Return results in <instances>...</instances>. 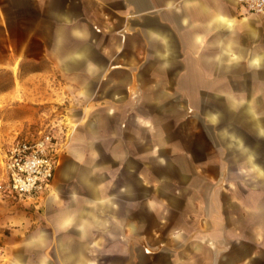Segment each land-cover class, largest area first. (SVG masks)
Segmentation results:
<instances>
[{"label":"crops","instance_id":"1","mask_svg":"<svg viewBox=\"0 0 264 264\" xmlns=\"http://www.w3.org/2000/svg\"><path fill=\"white\" fill-rule=\"evenodd\" d=\"M25 96L80 104L86 134L60 168L59 159L46 196L5 193L43 204L44 227H12L21 234L17 242L0 227V239L10 241L0 264H264V247L256 251L252 243L264 246V15L247 14L239 0H0V99ZM133 97L134 113L130 105L128 120L121 119ZM186 110L206 117L225 158L237 160L220 176L233 173L236 184L250 176L249 187L261 191L244 202L255 234L250 242L242 220L219 215L216 183L190 178L184 157L163 148L161 114ZM132 124L163 160L152 174L160 199L148 197L151 185L132 165L124 138ZM253 159L257 165L245 163ZM195 196L203 231L185 221ZM144 202L163 207L161 222L171 219L168 208H185L183 226L171 235H132V206Z\"/></svg>","mask_w":264,"mask_h":264},{"label":"rangeland","instance_id":"2","mask_svg":"<svg viewBox=\"0 0 264 264\" xmlns=\"http://www.w3.org/2000/svg\"><path fill=\"white\" fill-rule=\"evenodd\" d=\"M152 81L150 79L148 82ZM54 98H56V95ZM46 99L47 97H39V100H42L40 102H33L32 96L20 97L18 100H12L11 97L10 99H0V179L3 171L1 155L17 139L37 138L46 133L52 135L61 148L58 154V158H61L58 168L62 167L64 162L72 159L75 149L81 150L83 148L81 139L86 134V122H83L86 114L81 112V105L77 103L72 105V101H63L62 99L58 100L59 102ZM135 99L136 97H133L131 102L128 101L121 108L118 113L121 119L128 120L130 105L132 106V114L134 113ZM160 119L165 124L163 134L168 136L167 141L163 143L165 151L171 154H180L184 157L183 162L185 165L194 170L192 171L194 175H189L190 178H199L212 184L216 183L217 195L223 206L219 215L226 216L232 213L236 219L242 220L240 229H245L243 235H248V241H252L250 237L255 235L251 227L252 219L248 216L249 209L245 207L244 202L248 205L251 204L261 191L258 193L249 187L253 183L250 176L245 177L249 185L245 184V181H239L236 184L234 180L237 177L233 173L229 178L220 176V171L236 167L237 160L229 158V155L227 159L225 158L228 150L222 145L219 138L215 137V134H218L217 129H210L208 119L202 117L199 120L194 116L192 110H186L184 114L178 112L162 113ZM105 130L106 128H103L101 132L103 133ZM124 135L127 149L130 143L132 165L138 168L139 172L143 174L142 178H145L146 182L151 185L147 187L150 194L148 197L160 199L161 197L155 192L158 175H152L156 174L157 169L163 164V160L155 154L157 145L155 143L151 144L146 135L140 132L138 128L133 127V124L132 128H125ZM246 137L248 141L253 140L250 132H247ZM151 148H154V153L151 152ZM125 162L127 163L128 160L122 162L121 165ZM79 163L81 164V160L78 161ZM228 179L233 180L228 181ZM171 182L178 191L179 183L177 179L174 178ZM46 195L47 193L44 196ZM195 199L197 200L198 196H195ZM143 205L139 207L132 206V220L138 226L137 232L132 235H171L176 227L183 226L185 215L182 211L185 208H168L171 219L161 222L162 206L149 207L147 202H144ZM231 205L234 208L229 211ZM200 208L201 202L197 200L194 209H190L191 216L185 221L190 225V228L203 231L206 224L204 215L200 213ZM43 212V204L37 208L19 201L17 198L8 197L5 193H0V221L3 219L0 227L4 230L2 235H13L12 242H17L16 235H21L14 232L15 230L12 227L20 228V226L26 224L29 233L39 227H44V221L41 218ZM24 216L29 218L34 216L35 218L22 220ZM7 241L6 239H0V244L3 246L6 256L9 254ZM8 242L10 243V241ZM254 242L252 243L256 251L264 247L261 243ZM3 261H5V258H0V262Z\"/></svg>","mask_w":264,"mask_h":264},{"label":"built area","instance_id":"3","mask_svg":"<svg viewBox=\"0 0 264 264\" xmlns=\"http://www.w3.org/2000/svg\"><path fill=\"white\" fill-rule=\"evenodd\" d=\"M239 1L247 14L264 15V0ZM60 149L48 133L13 141L1 155L0 193L23 199L44 196L51 188ZM2 252L0 244V255Z\"/></svg>","mask_w":264,"mask_h":264},{"label":"water","instance_id":"4","mask_svg":"<svg viewBox=\"0 0 264 264\" xmlns=\"http://www.w3.org/2000/svg\"><path fill=\"white\" fill-rule=\"evenodd\" d=\"M238 116L240 115V113H238L237 114ZM257 125H256V122L255 123H253V125H251V128H252V130L253 131H255V133L257 132V127H256ZM234 134L240 139V140H242L243 139V134H241V129H237V130H235L234 129ZM248 152H249V154L250 155H252L253 157L257 154V145L256 144H251V145H249L248 146ZM250 163V164H252V165H255L257 162L256 161H254V159L253 160H247V161H245V163ZM257 165V164H256Z\"/></svg>","mask_w":264,"mask_h":264}]
</instances>
